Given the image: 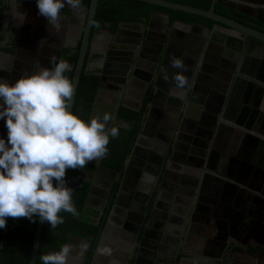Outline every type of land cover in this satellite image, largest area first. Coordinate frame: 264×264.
<instances>
[{
    "label": "water",
    "instance_id": "obj_1",
    "mask_svg": "<svg viewBox=\"0 0 264 264\" xmlns=\"http://www.w3.org/2000/svg\"><path fill=\"white\" fill-rule=\"evenodd\" d=\"M5 1L7 3V12H6V17L4 18V21H3V25L0 26V32L5 34V38L2 41L0 40V46H5L10 38L9 32L12 29L11 19H12V16L14 15L13 14L14 9L17 10V8H15L16 7L15 5L18 0H5ZM145 1L167 6L170 8L181 9V10L189 11L192 13L204 15L216 21V23L212 27H209L208 25L202 24L198 21H194V22H184L181 20L173 21L169 13L156 10L152 13L149 22L143 23V25L140 27V31L137 32L136 41L139 46L137 47L136 51L139 52L140 47L144 48L146 46V43H149L151 39L154 40V43L152 44L155 45V50H154V54L150 55V58L152 60L149 62L150 63L149 67H151L152 72H154V77L156 75L155 81L151 80V87H152V94L150 96L151 103H154L155 102L154 100L156 99V97L160 95L157 90V86L159 85L162 86V83L168 84L170 81L173 80L172 79L173 74L177 73V71L180 70V69L173 68L170 65L169 63L170 57H173V56L180 57L183 61L184 68L181 69V71L187 80L185 87L189 88L190 85H192V82L190 81V79H193V80L195 79L196 84L198 86H200L199 83H202V82L205 84L207 83L208 85H212L210 86L212 89H210L208 93H211L210 97L215 102L213 104L212 102H209L206 108L212 111L213 114L211 115L207 113L205 116H208V118H205L202 121L188 119V115L186 114V112L180 111V108H183L184 106L183 99L181 103L175 105L169 102L168 98L163 97L164 103L166 101L171 107H173L174 109L176 108V112L174 116L175 121H176V118L180 120L179 124L177 123L176 129L173 128L174 130L173 129L171 130L172 134H171L170 142H174L173 144H175V146L172 147V153L173 152L176 153V149H178V146H176L178 144L177 143L178 140H176L177 135H178V138L179 137L185 138L184 140L188 144V147H186V149L184 150L187 155V159L185 160L186 162L184 163H188L189 165L193 166V169H189L188 174H184L181 180L179 178H175V179L173 178L174 182L176 181V182H181V184L189 185L188 190L183 187L181 188L180 186L176 185V183H174L172 186V184L167 181V184H169V186L167 187L168 189L166 190V193L169 194L171 198L173 197V200H171V202L166 205L164 204V210L165 212L171 213L170 215L171 218L169 219L171 223L166 224V226H169V224H172V226L178 225L179 229L185 232V234H187L191 227H196L195 225H196L197 220L200 218V216L202 217V210H200V206L201 204L204 205L203 202L206 203V201L204 200L199 201L197 199L198 198L197 194L200 191L203 192L206 189V186L208 187L209 180L216 179L217 175H215V173H218V175L219 174L223 175L227 178H232L233 181H227L226 188L228 189V188H231L232 186L233 188L241 187L242 189H244L243 190L244 192L247 190L249 193V199H250L249 203L251 204V207L253 209L249 211V215L250 217H252V219L246 220L247 210L245 208L243 209L242 207H240V203L238 201H232L230 196H228V192L226 190H224L223 194L219 196L220 197L219 200L221 202L219 201L218 203L221 208V212L217 215V219H216V226H218L219 228L218 229L219 231L218 241L219 242L222 241L223 243H226L227 241L231 240L230 239L231 237L233 238L235 233L238 232L237 228L239 224L245 225L246 228L248 227L254 228V226L257 227L262 224L261 223L262 219H260V217H258L259 219H255V215L252 213H253V210L256 209V206H260L264 204V197H263L264 193L262 192L260 186L254 185V184L249 185L251 190H248V189L245 190V185L247 184L243 179H236L235 176H233V174L229 171L225 173V172H220L217 169H215L216 167L214 165L215 160H216L215 150H218L217 148H219V146L218 144L216 145L217 142H215L213 146L212 143L214 141L211 142V138H210L212 137L210 133L211 131L208 128L211 126L212 127L215 126V124L218 122L220 123L221 122V120L219 121L220 117L232 120V122H234L236 125H242V124L245 125L244 115L246 114L247 108L245 106H242V108L240 107V104L236 100L238 99V96H235L234 89H232L228 97L225 98V93L228 92L230 82H226V80L223 81L218 78V79H213V81L210 80L211 81V84H210L209 83L210 81L209 82L203 81L201 77L203 75L202 74L203 71L212 72L211 70L213 69V66L211 65V61L208 60L209 59L208 55H209V50L212 46L211 44L214 41L213 39H215V36L218 35L219 33L216 29L217 26L222 25V26H226L227 28H230L231 30L244 32L245 34L250 36L251 43H259L260 45L261 44L264 45V31L256 27L244 24L234 18L222 15L215 11L216 3H221L224 5L233 6L236 8V6L238 5V2L235 0L233 2L231 0H213L212 5L210 6L209 9H204V8L187 5V4H182V3L174 2L171 0H145ZM248 1L252 3L260 4L259 0H248ZM98 2L99 0H91V4H90L88 14H87L86 25L84 27V35L82 37L79 58H78V61L75 67L72 64H70V68L74 67V75H73V81H72L73 86H74V91H73L72 100L69 105L71 110L74 105L78 83L81 77L85 57H86L88 47H89L90 34H91L93 20L97 12ZM247 8L249 9L248 11H246L245 9H242L239 6L237 7V10L242 13H246L250 15L257 21L264 23V9L263 8H259V7H255L251 5H247ZM21 10H24V9L21 8ZM21 10H17V11L21 12ZM158 17H161L162 19L161 23H158V21L156 22ZM157 24L159 25V27L156 28ZM138 25H139L138 23L122 22L120 23V28L125 27V26L135 27ZM179 26H182L186 29H190L192 32H195V34H190L187 31H182L181 29H179ZM196 32H200V35H196L197 34ZM205 32L211 33V37L208 38V41L205 39V37L208 36L209 34L205 35L206 34ZM177 34L183 36V39H181L179 42L176 41ZM225 38H226V44L231 45L232 39L230 38V36H227ZM229 39L231 43L228 42ZM234 41L236 40L233 39V42ZM20 43H21V40L18 41L17 49L15 50V53L11 54L12 56L14 57L20 56L21 52L19 51V48H18V46L20 47L21 45ZM39 46L40 44H38L36 48L32 46L31 50L34 49V51H36L39 54L40 53ZM233 46L234 48H236L237 53L243 51L245 47L244 40L240 42L237 41V44H233ZM59 51L60 52H58L59 54L58 56L61 57L62 50H59ZM244 51L246 53L245 60L242 61L240 65L238 64L240 61L239 60L240 58H238V54H234L233 56L231 55L232 60H234L232 61L233 67H234V73L236 72L237 73L241 72L242 74L246 73L244 69L245 68L244 65H245V61H248L249 55L252 52V49L249 48L248 46L244 49ZM134 64L137 65L138 60H136ZM135 70L136 69L134 68V73H135ZM198 70H199V73H197L198 76L197 78H195L193 73H196ZM165 75H167V79H165ZM250 76L252 77V75ZM103 80H104L103 77H101L100 84H99V92L103 88H105ZM239 80H242V76L238 77V81ZM149 82L150 80L147 83ZM257 83H258L257 81H252L251 85L256 87L258 85ZM196 84L194 83V86H196ZM214 88H219V90L222 91L223 93H219V94L215 93ZM258 90L264 91V87L259 85ZM226 99H227V102H226L227 109L230 106H232V108L238 110V108L240 107V116H238L237 118L232 117L228 113L229 110H227L226 112L222 110L220 111V107L221 108L223 107L222 103ZM98 101H99V95H97V98L95 99L93 110L91 112V117L94 115H99ZM232 108L230 107L229 109H232ZM148 109L149 108L147 106L145 115H144V120L142 123V129H141L140 134L138 135V138L142 134L146 133L150 125L153 126L154 132L157 131L158 129V122L160 121L159 117L161 115L160 114L161 112L158 113L156 119L153 120L154 116L152 115L151 112H147ZM149 110L151 111V109ZM115 111H116V108H114V112ZM159 132H162V131L159 130ZM137 141L131 153L125 160L124 174L127 172L126 169L129 166V159L132 156L134 149L138 145ZM159 159L161 160L162 157L159 156L158 159L156 158V160H159ZM195 159H197V161ZM91 162L97 165V168L95 171L97 175L102 171H110L114 175L117 174V170L106 167L101 163V157ZM174 165L180 168L184 167L183 164L175 163ZM234 180H237L241 185L240 184L237 185L234 182ZM95 186H96V180L92 178V186H91L90 192L86 200V203L88 205H91L90 200L92 198V194L94 193ZM136 190L137 192H139V194L137 197H135V199H137L139 203H141L142 201L138 198H142V200H144L143 197H146L147 194L144 191H140L139 184L137 185ZM182 190H184L185 192H188L186 200L182 199V196H180V194L183 192ZM175 192H178V194L174 195ZM107 193H108V190H106V194ZM200 197L201 196L199 194V199ZM225 199L228 201H225ZM175 200L176 202H180V204H183L181 205L180 208L183 209L184 213L180 217H178L177 214L175 215V213L172 210L171 204ZM118 202H119V198L117 197L115 199V203L113 204L114 207L112 208V211L110 210V212L106 213L105 215L107 220L110 219V217L114 219L113 213L115 212V208L117 207L116 204ZM211 202L215 203V201H211ZM156 203L157 202L153 203L152 207L146 210H141V209L138 210L136 215H133L132 213L134 211L133 209L134 207L128 208L132 210V211H129L128 213L125 211V216L128 219L125 222V224L122 223L121 225H123L126 228H130V231H131V233L126 236V239L128 240V243H129L128 252L127 254H125V259H124L126 264H156L157 262L156 253L159 250L160 245L157 241L153 240L152 238H155V239L160 238L161 231L165 230L164 228H166V226L161 224V222H158V223L155 222L156 213L159 211V209H157L158 206L156 205ZM100 208L103 210V206H101ZM238 208H242L243 212H246L245 214L242 213V217H241L242 219H245V222L238 220L237 216L239 213L241 214V212H238L236 210ZM205 215L207 217L209 216L207 214ZM107 222H110V221H107ZM44 223L45 221H41L40 219H38L29 264H35L36 262ZM224 225L225 227L229 225L232 230L228 232L222 230ZM158 230L160 231L157 232ZM106 231H107V228L105 225V227L100 230L99 237H98L99 242L103 240V237ZM230 242H233V240ZM133 248L135 249L131 253V249ZM232 251L233 252L238 251L240 253L246 254L249 258H251V260L247 262H244L243 260H236V262L240 261L241 264H263L262 261H264V242L262 241L258 243V245L253 246L252 248L248 245H245V244L242 245L241 243L234 242V248H232ZM159 254L161 255V253ZM159 254L157 255L159 256ZM186 254H188V252H186ZM223 259L224 258L222 257L220 261H223Z\"/></svg>",
    "mask_w": 264,
    "mask_h": 264
},
{
    "label": "flooded vegetation",
    "instance_id": "obj_2",
    "mask_svg": "<svg viewBox=\"0 0 264 264\" xmlns=\"http://www.w3.org/2000/svg\"><path fill=\"white\" fill-rule=\"evenodd\" d=\"M232 2L234 0H231ZM228 6V5H226ZM241 7L242 9H245L248 11L249 7L247 8V4H243L242 2H238V5L235 7L229 6L233 8L234 10H237V7ZM22 12H26V10H21ZM85 13V20L84 23H81L82 13ZM241 16H239L240 20H246L249 23H244L240 20V22L256 27L262 31H264V23L257 21L250 15L246 13H242L238 11ZM62 15L59 16L60 22L63 24L65 19H69L71 23L69 24L70 26L72 25V30L71 33L69 34L70 36L60 45H55V43L51 42L50 37H43L44 39L43 42L41 43V48H40V53L38 54L34 49L30 50L27 56H24L25 60L21 62V64H15L13 67H10V72L9 76L7 77V74L4 72L0 71V78L4 79H9L8 81L11 82L17 77L27 74L33 71H38L41 66H47L50 67V59L52 57H56L57 60L59 59H66L68 60L69 64H72L68 57L64 56V49L68 46H75L78 44L79 40H81L82 43V37L84 35V27L86 25V20H87V14L88 11H86L85 6L79 5V7H75L74 14L73 12H67L64 9L62 10ZM159 20V21H158ZM160 20L162 21L161 17H158L156 22L160 23ZM126 22V21H123ZM194 22V21H193ZM199 22V21H198ZM122 23V22H121ZM132 23H138V22H132ZM202 23V22H200ZM138 26L131 27V26H125L120 28V24L118 26L117 31L112 34L108 29H103L99 33H96L95 35L98 34H107L114 36L117 41L124 42L125 44L123 46H118V47H112L111 49H102V51H94L97 53H101V55L94 59L93 61H90L89 66L91 69H99L100 72V80L101 77H103L104 81V89H111L112 93L110 94V99L109 102H103L104 101V95L101 93V90L97 95H99V101H98V112L99 115H102L104 113H108L111 117L109 121V125H112L113 122H116L117 120V111L121 105H125L128 107H131L133 109H140L141 106L144 103L145 96L148 92V90L151 87V80L155 81L156 75L154 77V72H152V69L150 66V61L152 60L150 58L151 54H154L155 50V45L154 40L151 39L149 43H146V46L143 48L140 47L139 52L136 51L137 47L139 46L136 38H137V32L140 31V27L143 25V23H138ZM205 24V23H202ZM158 25V24H157ZM207 25V24H205ZM157 28V27H156ZM81 32V35L80 34ZM109 31V32H108ZM91 38L90 34V42H89V47L90 51L93 52V39L94 36ZM218 35L221 37L220 42L222 44H226V34H221V32L218 33ZM46 36V33H45ZM246 36L248 41H246ZM183 36L177 34L176 35V41L179 42ZM227 37V36H226ZM244 38V49L249 46V48L252 49V54H258L259 51L264 48V45H260L259 43H251L250 42V36L245 34L244 32H240V38H238V42L243 41ZM212 43V42H211ZM211 48L209 50V61H212L214 55L216 52H218V47L216 46V42H213L211 44ZM40 47V46H39ZM88 47V48H89ZM243 49V56L245 57V51ZM59 50H62L61 57L58 56ZM19 51L21 52V49L19 48ZM242 52V51H241ZM211 55V56H210ZM22 58V57H21ZM138 60V64L135 65L134 62ZM149 63V65H148ZM74 66V65H73ZM134 68L135 73H134ZM212 73L216 71L215 67L213 66V69L211 70ZM177 72H180L181 74L182 71L181 69ZM187 73V71H186ZM204 74H207L209 76V79L213 81V79H218V78H213L211 76V72L206 71L203 72ZM210 73V74H209ZM184 75V74H183ZM252 75V74H251ZM231 73H229L228 76L223 78V81L226 80V82H230L228 79H230ZM154 78V79H153ZM163 78V77H162ZM150 80L149 83H147ZM210 80H205L209 82ZM211 84V81L209 82ZM207 84V83H206ZM136 85H139L140 88H142V93L141 95H137L136 98H132L130 96V93H133ZM164 84L162 83V86ZM203 85V83H202ZM208 85V84H207ZM162 86H157V90L160 95L156 97L154 100V103L149 102L147 104L148 108L151 109V111L148 109L147 112L153 113V120L156 119L158 113H160L159 117V122H158V129L157 131L152 130V126L148 127L147 131L145 134H142L136 141H137V146L134 149V152L132 156L129 159V166L127 167V172L124 174V168L122 171L115 169L113 167H109L112 169L117 170V174H112L110 171H102L98 175L95 173V171L92 174V178L96 180V186L94 193H97L99 196V199H93L91 198L90 204L93 205V208L99 211V215L97 217V221H100L101 219L104 218L103 220V227L107 228V231L105 232L106 234H109V231L113 232L112 228L109 227V222L112 220L110 219L107 220L105 217L106 213H109L110 210L112 211V208L114 207L115 199L118 197L119 202L116 204L115 212L114 214H117L120 217V222L121 224H125L127 221V217L125 216V211L128 213L129 211H132L131 209H128L130 207H134V211L132 212L133 215L137 214L138 210H146L148 208L152 207V204L157 202L156 205L158 206L157 209L159 210H164V204L166 203V190L168 189L167 187L169 186L167 184L168 180L174 181L173 178H179L180 180L183 177V172L182 168L176 167L174 164H182L183 162H186L185 160L187 159V155L185 153L186 147H188V144L185 142V138L179 137L178 135L176 137L178 149H176V153H172V147L175 146L173 144L174 142H170L171 138V130L174 128L176 129L177 123L179 124L180 120L177 119L175 121V112L176 108L174 109L171 107L168 103H164V98L165 93L161 91ZM212 85H209L207 87H210ZM97 98V96H96ZM166 98V97H165ZM95 102V101H94ZM146 106V107H147ZM170 109H169V108ZM114 108H116V111L114 112ZM166 109L169 111L166 112ZM93 110V109H92ZM165 110V111H164ZM169 113H174L173 115H170ZM123 125L126 123L124 121H121ZM176 123V124H175ZM162 129V130H161ZM173 129V130H174ZM162 131V132H159ZM162 134V135H161ZM0 136H5L6 138V128L4 125V120L0 118ZM175 141V140H174ZM135 145V144H134ZM219 145H223V143H219ZM104 156V155H103ZM101 157V161L102 158ZM161 156L162 159H158V157ZM194 160V159H193ZM197 161V159H195ZM91 162V161H90ZM175 162V163H174ZM193 169V168H192ZM83 174H88L87 171H83ZM87 176V175H86ZM167 178H166V177ZM124 177V178H123ZM91 178V179H92ZM217 178V177H216ZM139 184V189L140 191H144L147 196L140 199L142 202L139 203L135 197L138 196L139 192H137L136 187ZM209 187V186H208ZM206 186V189L203 191L205 193H208L207 195L204 193L199 192L197 194V199L199 201H206V203L203 202L204 205L201 204L200 210H202V217L197 220V222L200 223L199 229L195 232L192 233L189 229V232L185 234L183 232V237H184V247L186 248L183 252L181 253H190L191 257L193 258L194 263L202 264L201 261L207 262L208 264H241L240 261L236 262V260H243L244 262L250 261L251 258H249L246 254L240 253L238 251L233 252L232 248H234V242L241 243L242 245H248L251 248L253 246L258 245L261 241L264 242V220L261 221L260 226H254V228H246L245 225L239 224L238 226V232L235 233L233 238L226 243H223L222 241H218V234L219 231L214 235L213 238H210L212 240H217V245L214 244L216 242H213V244L208 248H201L199 244L200 241H202L201 238L208 239V236L212 233V230L218 226H216V219L217 215L220 213L221 208L219 206V201L218 199L213 198L214 196H221L223 194V190H220V188H212L210 190ZM106 190H108V193L106 194ZM188 193V192H186ZM199 194L201 198L199 199ZM221 194V195H220ZM165 196V198H164ZM100 198H103L100 200ZM114 198V199H113ZM220 199V197H219ZM215 201V203L211 202ZM225 201H228L225 199ZM221 202V201H220ZM211 203V205L209 204ZM90 206V205H89ZM103 206V210L100 208ZM155 206V205H153ZM241 206V205H240ZM238 208L236 209L238 212H241V214H238V220H241L242 222H245V219H242V213H246L240 211ZM128 210V211H127ZM209 213V214H208ZM209 215L208 217L205 215ZM164 215V214H163ZM162 215V216H163ZM115 216V215H114ZM204 216V217H203ZM103 217V218H102ZM247 217H250L247 215ZM258 217L260 216H255V219H259ZM163 218L166 220V218L163 216ZM249 219H252L250 217ZM248 219V220H249ZM263 219V218H261ZM257 221V220H256ZM260 221V220H258ZM161 224L165 225V221L161 220ZM109 223V224H108ZM158 223V222H157ZM210 224V225H209ZM162 225V226H163ZM123 228L124 226L121 225ZM174 227V225H173ZM173 227L166 226L164 228L165 230H172ZM111 228V229H110ZM176 230L178 229L176 226L174 227ZM196 229V227H195ZM123 229H121L122 231ZM222 230L228 232L231 231V227L227 225L222 228ZM115 232V231H114ZM123 233L125 235V231L123 230ZM72 240V238H71ZM85 240V239H84ZM233 242H230L232 241ZM81 246V243H78ZM101 242L99 240L96 241L94 246L91 248H88L90 245V242L86 240L85 243L82 245H86L84 250L82 251V255L84 257V260L90 264L95 263L98 258H102L105 260L107 257L110 255L114 254L111 249L104 248L105 246H101ZM228 244V245H227ZM69 245V244H68ZM126 245V246H125ZM124 246L126 247V251L128 252L129 248V243L128 245L125 244ZM102 247V249H101ZM104 248V249H103ZM135 248L131 249V253L134 251ZM190 249L191 252L188 250ZM160 250V248H159ZM99 253L100 256L98 255ZM160 252L157 251L156 253V264H165L163 262H173L176 264H179V261L176 262V260L172 257L171 259L168 260V258H162V256L159 254ZM159 254V256L157 255ZM180 255V254H179ZM246 255V256H245ZM161 256V257H160ZM159 257V258H158ZM184 258H187L185 255L183 256ZM190 257V258H191ZM199 257H204L208 259H200ZM224 258L223 261H220ZM168 260V261H167ZM264 264V261H262ZM170 264V263H169Z\"/></svg>",
    "mask_w": 264,
    "mask_h": 264
},
{
    "label": "crops",
    "instance_id": "obj_3",
    "mask_svg": "<svg viewBox=\"0 0 264 264\" xmlns=\"http://www.w3.org/2000/svg\"><path fill=\"white\" fill-rule=\"evenodd\" d=\"M237 2H242L247 5L259 7L264 9V0H259L260 4L252 3L248 0H235ZM17 10L24 9L25 13L24 19L22 22H18L17 17L15 16V12L17 11L14 9L13 16L11 19V27L10 30V38L5 46H0V71L7 74V77L9 76L10 67H13L15 64H21L25 60L24 56H27L29 51L31 50L32 46L36 48L38 44H40L39 49L41 48V43L43 42L42 39L45 37H50L51 42L55 43V45H60L63 43L70 35L72 30V25L69 24L71 21L69 19H65L63 24L59 20V27L54 28L50 24L47 23L46 18L43 15L38 14V9L36 7L35 0H18L15 5ZM21 7V8H20ZM20 8V9H19ZM65 10L67 12H70L74 14L75 8L68 5L67 3L65 6L60 9V15H62V10ZM0 10L2 13L3 21L6 17L7 12V3L5 0L1 1L0 4ZM20 12V11H19ZM81 23H84L85 20V13L83 12ZM159 21V20H158ZM161 23V20H160ZM3 25V23H2ZM156 27H159L157 25ZM212 27V26H209ZM179 29L182 31H187L190 34H195V32H192L190 29H186L182 26H179ZM217 31L221 32V34H226V36H230L232 39L229 43L231 45L222 44L220 42L221 37L219 35L215 36V39H213V42H216V46L218 47V52L214 55L213 60L211 61V65L215 67L216 71L211 72V76L215 78H219L223 80L226 76L231 73L230 81L229 83V89L228 92L225 93V98L228 97L230 91L234 89L235 96H238L237 102L240 104V107L245 106L247 108L246 114L244 115V124L242 125H236L232 120L225 119L223 117L219 118V121L221 122L216 123L215 126H211L208 129L211 133V142L218 144L219 148L216 151V160H215V169H217L220 172L227 173L228 171L235 176L236 179H243L247 185H245V190H251L249 185L254 184L260 186L262 192L264 193V91L258 90V86L264 87V48H262L258 54H252L249 55L248 61H245V74L240 73H234V67L232 61V57L234 54H238L239 65L242 63V61L245 60V57L243 56L244 52L237 53L236 48H234L233 44H237L238 38H240V32L231 30L230 28H227L226 26H217ZM202 31V30H200ZM80 31V34L81 35ZM46 33V36H45ZM196 35H200V32H196ZM209 34L205 37V39L208 41V38L211 37V33L205 32ZM225 36V37H226ZM44 37V38H43ZM5 38V34L0 32V40L2 41ZM183 39V37L181 38ZM233 39L236 41L233 42ZM21 40V45L18 48L21 49L20 56L14 57L12 56L10 52L6 51L4 48L9 45L15 44V50L17 49V43ZM244 40V38H243ZM246 41H248L246 36ZM93 43V52L94 51H102V49H111L112 47H118L123 46L125 43L121 41H117L114 36L107 35V34H98L94 36V39L92 41ZM15 53V51L13 52ZM211 56V55H210ZM22 57V58H21ZM205 72V71H203ZM199 70L196 73H193L194 77L197 78ZM202 79L210 80L208 79L209 76L207 74L202 73ZM210 74V73H209ZM252 74V77L250 75ZM242 76V80L238 81V77ZM164 78V77H163ZM261 80V81H260ZM192 82V85L190 87H177V84L174 80L170 81L168 84H164L161 88V91L165 93V97L168 98L169 102L172 104H179L182 102V99L184 100V106L183 108H180L181 112H186L188 115V119L202 121L205 118H208V116H205L207 113L213 114L212 111L208 110L206 108L207 104L209 102H212V104L215 102L213 99H211V93H208L211 87H207L209 85L203 83H199L200 86L196 84V80L190 79ZM252 81H257L258 85L255 87L251 85ZM194 83L196 86H194ZM220 86V84H219ZM133 93H130V96L132 98H136L137 95H141L142 88H140L139 85H136ZM101 93L104 95V101L103 102H109L110 94L112 93L111 89H102ZM214 92L219 94L223 93L219 90V88H214ZM143 94V93H142ZM215 97V96H214ZM244 101V102H243ZM227 99L224 100L222 103V108L220 107V111L226 112L227 110L229 115L232 117H238L240 116V107L238 110L232 108L227 109L226 105ZM167 103V102H166ZM217 104V102H216ZM169 108V107H168ZM170 109V108H169ZM165 111V110H164ZM169 110L166 109V112ZM170 115L174 116V113H169ZM153 115V113H152ZM177 120V118H176ZM249 126V127H248ZM150 127V126H149ZM153 130V126H152ZM223 143V145H219V143ZM215 149V148H214ZM184 167L182 168L181 173L188 174V170L192 169L193 166L189 165L188 163H182ZM214 173V172H213ZM217 175L216 179L209 180L208 188L212 190V188H220V190H226L228 192V196H230L232 201H238L240 203V207L243 209L245 208L247 210V215H249V211L253 209L251 207V204L249 203V193L246 190L243 191L241 187H232L226 188L227 181H233L232 178H227L223 175H218V173H215ZM173 186L174 183L176 185L180 186L181 188L189 189V185L187 184H181V182H174L171 180H168ZM234 182L239 185L240 183L237 180H234ZM169 185V184H168ZM241 185V184H240ZM171 187V185H170ZM183 192L180 194L182 196V199L187 198V193L182 190ZM201 193L208 194L205 192L200 191ZM178 194V192H175L174 195ZM97 193L92 194V198L99 199V196H97ZM221 195V194H220ZM169 194H166V203H170L171 200H173V197L171 198ZM173 196V195H172ZM264 197V196H263ZM201 198V197H200ZM213 198L218 199V196H214ZM94 199V200H95ZM103 198H100L102 200ZM211 205V203H209ZM172 210L177 214L178 217L182 216L184 211L181 209L180 202L173 201L172 202ZM93 207V205H90ZM242 211V209H239ZM221 212V211H220ZM164 214V215H163ZM255 216H260V219L263 218L264 220V204L260 206H256V209L253 210V213ZM114 219L109 222V227L112 228L113 232L109 231V234H104L103 240L101 241V246H105L104 248H109L113 251L114 254L107 257L105 260H103L101 257L98 258V260L95 261L93 264H126L125 262V254H127L126 251V245H128V240L126 239V236L131 233L130 228L122 227L120 222V217L117 214H114ZM166 218V220L163 218V216ZM171 213L165 212V210H159L156 213L155 216V222H160L161 220L165 221V224L171 223L169 221ZM247 217V216H246ZM250 217H247L246 220H248ZM264 223V222H263ZM176 225V224H175ZM170 227H173L172 224H169ZM196 229L195 227H191L192 230H190L192 233H195L199 227L201 226L199 222H196ZM175 227V226H174ZM172 228V230H162L161 236L158 239L152 238L153 240L157 241L160 245V250H158L161 253L162 258H168L171 259L172 257L177 261H179V264H198L193 262V258L191 257L190 253H181V251L185 250L188 247H184V237H183V231L176 230ZM176 227L179 229L178 225ZM110 228V229H111ZM123 229L125 231V235L123 233ZM115 231V232H114ZM158 230L157 232H159ZM218 229L217 227L210 231V234L208 236V239L201 238L202 241H200L201 248H208L213 244V242H216L217 240H212L210 238H213L214 235L217 233ZM232 239V237H231ZM86 240H84L82 237H76L73 236L71 242L69 243L70 246V253L68 257V264H90L84 260V257L82 253H80V256H76V254L73 253L74 250L81 249V251L84 250V248H81V246L78 243H85ZM217 245V242L214 243ZM125 245V246H124ZM101 247V249H102ZM90 248V245L89 247ZM103 248V249H104ZM108 249V250H109ZM182 251V252H183ZM189 252L190 249L188 250ZM99 253L98 255L100 256ZM180 254V255H179ZM186 256L187 258H184L183 256ZM191 257V258H190ZM200 259L204 260L202 257H199ZM208 259V258H206ZM167 260V261H168ZM202 264H208L207 262L201 261ZM165 264H176L173 262H163Z\"/></svg>",
    "mask_w": 264,
    "mask_h": 264
},
{
    "label": "clouds",
    "instance_id": "obj_4",
    "mask_svg": "<svg viewBox=\"0 0 264 264\" xmlns=\"http://www.w3.org/2000/svg\"><path fill=\"white\" fill-rule=\"evenodd\" d=\"M35 2L38 14L54 28L59 27L60 9L66 3L74 8L80 5V0ZM14 14L18 22L23 21L25 13ZM169 63L184 68L180 57H170ZM50 65L11 82L0 78V118L6 128V138L0 136V228L8 217H38L55 228L63 223L61 211L75 215L73 188L64 180L66 169L83 168L102 157L109 137L119 134L117 125H109L108 113L84 120L73 112L69 105L74 86L65 75L70 64L52 57ZM172 79L177 87L187 83L180 72ZM69 253L70 246L63 244L56 251L42 253L40 260L43 264H68Z\"/></svg>",
    "mask_w": 264,
    "mask_h": 264
},
{
    "label": "trees",
    "instance_id": "obj_5",
    "mask_svg": "<svg viewBox=\"0 0 264 264\" xmlns=\"http://www.w3.org/2000/svg\"><path fill=\"white\" fill-rule=\"evenodd\" d=\"M0 0V4H1ZM174 2L192 5L204 9H209L213 0H171ZM91 0H80V5L89 10ZM164 11L171 15L173 21L184 22L199 21L213 26L216 21L200 14L189 11L170 8L155 4L145 0H99L97 12L93 20L91 38L103 29H108L114 34L121 22L148 23L154 11ZM215 11L240 20L241 14L233 8L221 3L215 4ZM0 10V26L3 23ZM249 23L246 20H240ZM81 40L75 46H68L64 49V56L68 57L74 67L79 58ZM13 53L15 44L4 48ZM101 53L90 51L88 48L81 77L78 83L72 111L84 120L91 118L94 101L99 93L100 72L99 69H91L90 61L98 58ZM74 67L65 73L73 81ZM152 94L150 88L145 96V100L140 109L121 105L117 111V120L113 124L118 126L119 134L116 137H109L107 152L104 154L101 163L122 171L125 160L131 153L138 135L142 129V123L146 111V106ZM121 121L126 124L123 125ZM97 165L88 162L83 168H67L64 180L66 184L73 188L72 201L76 208V214L61 211L63 223H59L55 228H51L45 221L40 246L35 264H43L40 260L42 253L56 251L63 244H69L73 236L82 237L90 242V248L98 240L100 230L103 227V219L97 221L99 211L86 203L88 194L92 186V174ZM87 171L88 174H83ZM55 183V182H54ZM38 217L29 219L26 217L6 218V225L0 228V264H29L33 241L38 223Z\"/></svg>",
    "mask_w": 264,
    "mask_h": 264
},
{
    "label": "rangeland",
    "instance_id": "obj_6",
    "mask_svg": "<svg viewBox=\"0 0 264 264\" xmlns=\"http://www.w3.org/2000/svg\"><path fill=\"white\" fill-rule=\"evenodd\" d=\"M74 254H76V256H80V253H82L81 249H77L73 251Z\"/></svg>",
    "mask_w": 264,
    "mask_h": 264
}]
</instances>
